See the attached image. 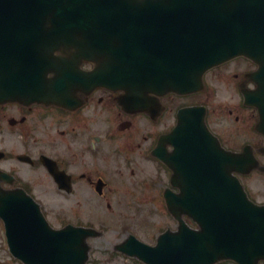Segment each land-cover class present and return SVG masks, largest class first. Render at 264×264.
Here are the masks:
<instances>
[{
    "label": "water",
    "instance_id": "1",
    "mask_svg": "<svg viewBox=\"0 0 264 264\" xmlns=\"http://www.w3.org/2000/svg\"><path fill=\"white\" fill-rule=\"evenodd\" d=\"M236 1L246 25L242 38L235 30L217 34L216 8L204 0H0V98L60 101L76 81L83 87L123 90L139 102L149 92H187L207 65L235 54L260 63L256 76L264 78V4L229 0V5ZM226 12L235 14L234 8ZM83 61L95 68L82 72ZM262 93L253 100L264 115ZM181 126L182 133L198 135L202 111H184ZM215 152L213 145L198 141L180 147L185 173L195 184L211 183L205 191L211 192V200L199 196L204 210L197 205L187 212L199 224L198 232L181 224L177 233L162 235L154 248L140 244L133 254L146 264L220 259L256 264L264 259V228L259 226L264 207L252 205L231 177L232 170H239L236 159L220 153L217 162ZM180 214L174 212L179 220ZM0 217L12 254L25 264H85L90 230L51 229L22 192L0 191Z\"/></svg>",
    "mask_w": 264,
    "mask_h": 264
},
{
    "label": "flooded vegetation",
    "instance_id": "2",
    "mask_svg": "<svg viewBox=\"0 0 264 264\" xmlns=\"http://www.w3.org/2000/svg\"><path fill=\"white\" fill-rule=\"evenodd\" d=\"M245 67L242 76L249 66ZM212 96L207 89L187 97L167 95L140 112L128 107L121 92L104 88L71 94L73 102L67 106L0 104V135L21 133L27 137L21 151L0 150L4 154L0 167L13 177V185L4 187H21L36 199L75 198L70 212L77 214L96 211L94 204L99 201L112 209V198L121 199L122 206L128 207L123 199L142 191L163 197L168 187L163 181L170 172L152 155L159 139L172 129L180 107L203 105L210 130L229 148L234 143L242 145L237 139H242V130L250 129L254 122V111L246 109L238 116L241 105L236 102L226 112L240 130L227 131L225 107L213 104ZM246 143L257 146L253 138ZM19 154L27 162L12 165ZM4 161L8 163L4 165ZM21 165L35 177L24 178L17 170ZM53 207L61 212L62 208Z\"/></svg>",
    "mask_w": 264,
    "mask_h": 264
},
{
    "label": "rangeland",
    "instance_id": "3",
    "mask_svg": "<svg viewBox=\"0 0 264 264\" xmlns=\"http://www.w3.org/2000/svg\"><path fill=\"white\" fill-rule=\"evenodd\" d=\"M232 67V66H231ZM233 70V69H231ZM213 104L219 102L225 107L226 111L233 109L234 103L237 101V97L233 94L231 89L227 86L217 84L213 87ZM225 117V116H224ZM223 124L227 131H239L238 125H235L230 118H223ZM19 133L0 135V149L5 151H21L22 144L20 142ZM243 139H237L242 141ZM231 144V143H228ZM234 149H239L241 146L239 143L231 146ZM8 148V149H7ZM15 163H12V165ZM10 165V164H9ZM18 172L26 178L35 177L34 172L28 171L25 166H17ZM246 191L252 200L256 203H264V176L259 173H253L249 177H245L242 180ZM50 199V203L49 200ZM44 199L39 196V200L47 210V216L52 225L58 227L63 223L61 218L69 221H76L77 212H70V208L75 201V198H61L50 197ZM110 199H108L109 202ZM126 204V199H123ZM111 202H114L112 209L107 210L105 208V202L99 201L96 205V211L83 212L79 215L80 221L89 222L94 225L98 230L102 231V235L90 241L91 251L89 257V264H141L134 259H127L124 256L114 252V245L117 244L127 234H133L141 241L153 245L157 236L165 229H175L176 222L162 210H156L155 213L147 211L150 209H156V206L148 198H132L128 201L130 207H123L122 200L119 198H112ZM127 205V204H126ZM53 206L62 208L61 212H57ZM59 213V214H56ZM0 225V264H21L18 260L13 258L6 246V241L3 233V226ZM128 228L127 230H125ZM221 264H233V263H221Z\"/></svg>",
    "mask_w": 264,
    "mask_h": 264
}]
</instances>
